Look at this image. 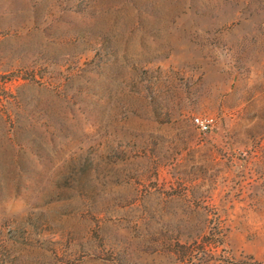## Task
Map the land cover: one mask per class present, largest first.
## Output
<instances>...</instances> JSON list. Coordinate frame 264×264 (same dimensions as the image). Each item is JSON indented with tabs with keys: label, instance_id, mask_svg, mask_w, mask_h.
Instances as JSON below:
<instances>
[{
	"label": "rangeland",
	"instance_id": "rangeland-1",
	"mask_svg": "<svg viewBox=\"0 0 264 264\" xmlns=\"http://www.w3.org/2000/svg\"><path fill=\"white\" fill-rule=\"evenodd\" d=\"M0 264H264V0H0Z\"/></svg>",
	"mask_w": 264,
	"mask_h": 264
},
{
	"label": "built area",
	"instance_id": "built-area-1",
	"mask_svg": "<svg viewBox=\"0 0 264 264\" xmlns=\"http://www.w3.org/2000/svg\"><path fill=\"white\" fill-rule=\"evenodd\" d=\"M193 123L201 132H207L214 124V118L210 115L195 116L193 117Z\"/></svg>",
	"mask_w": 264,
	"mask_h": 264
}]
</instances>
